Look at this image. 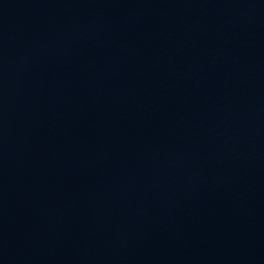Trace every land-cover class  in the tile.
Instances as JSON below:
<instances>
[{"label":"water","instance_id":"water-1","mask_svg":"<svg viewBox=\"0 0 264 264\" xmlns=\"http://www.w3.org/2000/svg\"><path fill=\"white\" fill-rule=\"evenodd\" d=\"M0 264H264V0H0Z\"/></svg>","mask_w":264,"mask_h":264}]
</instances>
